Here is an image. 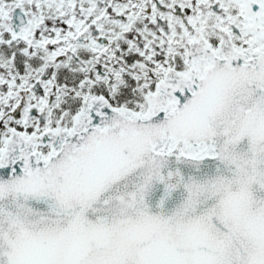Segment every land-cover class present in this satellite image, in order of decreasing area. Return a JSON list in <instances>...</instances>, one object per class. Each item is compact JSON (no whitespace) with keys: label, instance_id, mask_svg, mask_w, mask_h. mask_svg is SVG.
Returning a JSON list of instances; mask_svg holds the SVG:
<instances>
[{"label":"snow or ice","instance_id":"6c2138e0","mask_svg":"<svg viewBox=\"0 0 264 264\" xmlns=\"http://www.w3.org/2000/svg\"><path fill=\"white\" fill-rule=\"evenodd\" d=\"M0 264H264V0H0Z\"/></svg>","mask_w":264,"mask_h":264}]
</instances>
